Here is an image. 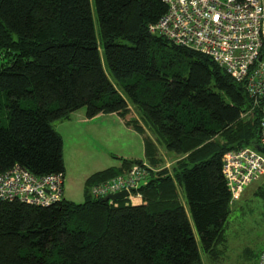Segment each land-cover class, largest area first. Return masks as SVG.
<instances>
[{
    "label": "trees",
    "instance_id": "obj_1",
    "mask_svg": "<svg viewBox=\"0 0 264 264\" xmlns=\"http://www.w3.org/2000/svg\"><path fill=\"white\" fill-rule=\"evenodd\" d=\"M165 11L160 0H0V173L18 165L63 176L52 123L81 109L89 119L126 117L130 105L137 118L125 123L143 135L146 160L155 166L158 146L178 157L122 200L0 201V264H203L202 254L223 256L231 203L222 158L258 146L259 114L208 56L150 33ZM141 162L91 175L87 193Z\"/></svg>",
    "mask_w": 264,
    "mask_h": 264
},
{
    "label": "built area",
    "instance_id": "obj_2",
    "mask_svg": "<svg viewBox=\"0 0 264 264\" xmlns=\"http://www.w3.org/2000/svg\"><path fill=\"white\" fill-rule=\"evenodd\" d=\"M160 1L166 11L149 26L150 33L208 56L243 85L258 110V146L264 149V0ZM151 171L146 162L133 164L121 175L91 185L89 195L104 198L125 191L132 197ZM222 174L232 204L250 184H264V155L254 147L228 151ZM62 184V174L35 176L15 165L0 173V201L48 207L62 199Z\"/></svg>",
    "mask_w": 264,
    "mask_h": 264
},
{
    "label": "rangeland",
    "instance_id": "obj_3",
    "mask_svg": "<svg viewBox=\"0 0 264 264\" xmlns=\"http://www.w3.org/2000/svg\"><path fill=\"white\" fill-rule=\"evenodd\" d=\"M92 15L96 23L94 11ZM100 54L103 61L102 52ZM81 110L84 111V109ZM95 117L92 122L77 119L69 122L70 124H65L64 127L56 126L63 141L65 159L62 198L76 204L90 196L85 183L91 175L109 167H119L123 161H129L132 158H143L144 151L140 135L135 131L125 130L119 116L107 114L102 116L103 118ZM155 150V166L148 161L147 163L153 168V172L163 170L166 164L168 168L165 169L169 172L177 156L167 152L162 146L156 147ZM263 188L264 184L261 180L254 182L247 186L231 204L225 236L228 247L234 246V248H231L233 253L229 255L227 264H244L246 251L251 253L264 251V198L259 194L262 190L264 191ZM180 197L183 200V192ZM241 246L246 249L242 254H238ZM207 258L211 260L208 256ZM247 264L256 263L252 261Z\"/></svg>",
    "mask_w": 264,
    "mask_h": 264
},
{
    "label": "crops",
    "instance_id": "obj_4",
    "mask_svg": "<svg viewBox=\"0 0 264 264\" xmlns=\"http://www.w3.org/2000/svg\"><path fill=\"white\" fill-rule=\"evenodd\" d=\"M129 113L126 115V117H121V116H119L118 114H115V113H113L114 115H116L117 117L119 116L120 117V119L122 120V122H123V127H124V129L125 130H127L128 132H130V131H135V132H137L134 128H133V126L132 125H127L125 122L126 121H128V120H132V119H135V118H137V116H136V113H135V111L133 110V108L129 105ZM113 114H111V115H113ZM107 115V114H106ZM102 116H104V115H98V116H96L95 118L96 119H98V118H101ZM128 117V118H127ZM103 118V117H102ZM77 119H79L80 121H83V122H92L93 120H94V118L93 119H89V118H87L86 117V115H85V112L84 111H82V110H80V111H76V112H74L73 113V115H71L70 116V118L69 119H67V120H65V121H56L55 123H54V125H52L53 126V128H54V130L60 135V137H61V134H60V132H58V130H57V128H56V126H62V127H64L65 126V124H68L69 122H71V121H76ZM70 124V123H69ZM138 133V132H137ZM139 135H140V137H141V143L143 144L142 146H143V151H144V139H143V135H141L140 133H138ZM147 134H148V132H147ZM63 142V141H62ZM62 154H63V162H64V164H65V159H64V148L62 147ZM178 160V157L176 158V160H175V162L171 165V168H172V166H174L175 165V163H176V161ZM129 161H145V162H147V160H146V158H145V151L143 152V158H132L131 160H129ZM150 166V165H149ZM117 167V166H116ZM120 167V166H119ZM109 168H111V167H109ZM118 168V167H117ZM163 168H168V167H166V164L164 165V167ZM108 169V168H107ZM103 171V170H102ZM100 172V171H99ZM64 175H65V169H64V173H63V180H64ZM63 185V184H62ZM89 190V189H88ZM181 190H179V194H180V196H181ZM234 244V243H233ZM231 248L233 249L234 248V246H230V248L228 247V242L226 243V249L224 250V255L221 257V259H219V260H217V261H212V260H209L208 258H207V256L206 255H204V258L202 259V263L203 264H206V262H207V264H227V262H228V260H229V255L231 254V253H233V250H231ZM244 249H246V247L244 248V246L242 247L241 246V249H240V251H239V253L238 254H242L243 253V250ZM247 249H248V246H247ZM253 252V251H252ZM258 252V251H257ZM246 254H245V260H244V264H247L248 262H252V261H254V263H256V264H258V259L256 258V255H257V253H251V251L250 252H248V251H246L245 252ZM202 257V256H201ZM253 259H255V260H253ZM242 264V263H241Z\"/></svg>",
    "mask_w": 264,
    "mask_h": 264
},
{
    "label": "water",
    "instance_id": "obj_5",
    "mask_svg": "<svg viewBox=\"0 0 264 264\" xmlns=\"http://www.w3.org/2000/svg\"><path fill=\"white\" fill-rule=\"evenodd\" d=\"M255 149L258 152H260L261 154L264 155V149H262V148H260L258 146H255ZM127 196H128V193L123 191V192H120V193H117V194L106 196L103 200H105V201H116V200L125 199V198H127Z\"/></svg>",
    "mask_w": 264,
    "mask_h": 264
},
{
    "label": "bare ground",
    "instance_id": "obj_6",
    "mask_svg": "<svg viewBox=\"0 0 264 264\" xmlns=\"http://www.w3.org/2000/svg\"><path fill=\"white\" fill-rule=\"evenodd\" d=\"M144 162V161H143ZM147 163V162H146ZM148 164V163H147ZM149 165V164H148ZM117 194V193H116ZM113 195V194H112ZM109 196V195H108ZM105 198V197H104Z\"/></svg>",
    "mask_w": 264,
    "mask_h": 264
}]
</instances>
